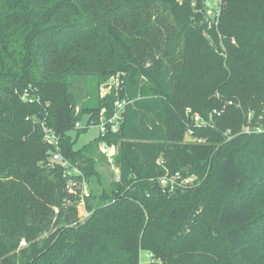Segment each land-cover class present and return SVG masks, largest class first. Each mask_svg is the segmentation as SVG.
<instances>
[{
  "label": "trees",
  "instance_id": "obj_1",
  "mask_svg": "<svg viewBox=\"0 0 264 264\" xmlns=\"http://www.w3.org/2000/svg\"><path fill=\"white\" fill-rule=\"evenodd\" d=\"M210 4L0 0V264H264V0ZM123 98L119 131L75 148L74 123ZM40 123L87 183L82 223ZM101 141L117 147L109 185ZM165 170L196 184L163 191Z\"/></svg>",
  "mask_w": 264,
  "mask_h": 264
},
{
  "label": "built area",
  "instance_id": "obj_2",
  "mask_svg": "<svg viewBox=\"0 0 264 264\" xmlns=\"http://www.w3.org/2000/svg\"><path fill=\"white\" fill-rule=\"evenodd\" d=\"M219 4H221L222 0H218ZM207 3H210V0H207ZM219 9L215 12V15L218 14ZM207 15L210 14V11L207 10L206 12ZM234 42V41H233ZM124 75L122 73H117L116 75L112 77H116L120 79V85L117 87H121L123 84V77ZM20 99L23 102H39L40 101V96L33 93L29 94L25 90L20 95ZM132 103L131 99L128 98H123V99H116L114 102V110L112 114L109 117L105 116V109H102L99 115V119L97 122L94 121H87L86 126L89 124H96L99 128V135L104 136L107 133H115L119 131L120 125L124 120V111L126 110V107ZM229 104H231V101H228ZM189 109L187 108V112ZM221 111L218 110H213V113L220 114ZM194 121L197 122V124H202L203 121L200 120L199 116L197 114L193 115ZM42 127V132H43V139L46 143L51 145L54 150L50 152V155L48 157V163L52 166L54 165H59L64 168V175L67 178V186L68 189L71 192H76L77 190H80V200L82 203H84V196L88 195V186L84 178L82 177L80 181L76 180L73 178L74 175H80L81 172L77 169V167L72 166L69 164V162L62 156L60 152V135L57 134L52 128L47 127L44 123H40ZM74 129H81V121L77 120L74 123ZM248 131V128L245 129ZM188 135V140L192 142H197V143H202L204 139L195 137L193 135L192 128L187 129ZM99 149L100 151L106 156L108 162L112 165V169L114 172V180L119 181V169L114 166L113 160L114 156L117 153L116 146L113 144H108L106 141H101L99 142ZM157 163L160 164V161L157 160ZM196 176L195 175H184L179 171L176 172H169L168 170H165L164 174L161 175L160 177L157 178V183L159 187L162 188L163 191L167 192H175V191H184L186 189H189L193 187L196 184ZM146 257H147V264H150L151 262L154 261L153 255L151 252L146 251ZM157 264V262H156Z\"/></svg>",
  "mask_w": 264,
  "mask_h": 264
},
{
  "label": "rangeland",
  "instance_id": "obj_3",
  "mask_svg": "<svg viewBox=\"0 0 264 264\" xmlns=\"http://www.w3.org/2000/svg\"><path fill=\"white\" fill-rule=\"evenodd\" d=\"M211 4L210 7H208V10L210 11L211 16H213L215 14V12L219 9V1L218 0H210ZM120 79L116 78V77H111L109 79H107L105 82L99 84V88H98V96L99 97H104L105 95L109 94L111 91L116 90L117 87L120 85ZM80 87L83 89L82 90V95H84V90L85 88H87L88 86L86 84L82 82L79 83ZM225 106L222 107V109H220V111L222 112ZM81 125L82 128L77 132L76 129H73L70 131V134L73 138H76L74 147L75 148H80L85 144L94 142L98 139L99 137V128L96 124H89L88 126H86V123L88 121V116L85 115L81 118ZM261 127V126H260ZM257 128L256 129L260 130L261 128ZM250 129V128H249ZM185 139H188V135H185ZM117 149V147H116ZM98 151L100 152V154H102L104 157L102 160L99 161V172L101 174V178L102 181L105 184H110L112 180H114V172L112 169V165L110 164V162H108L106 156L100 151V149L98 148ZM98 192H100V187L99 189H96ZM55 212H57V209H55ZM77 216L78 219L76 220L77 222H83L88 216L89 213L85 212L84 210V203H82L81 200H79L77 202ZM75 222L73 224H76ZM47 235V233L45 234ZM21 245L24 246L25 243L22 241ZM140 264H147V257H146V251L142 250L140 252Z\"/></svg>",
  "mask_w": 264,
  "mask_h": 264
}]
</instances>
